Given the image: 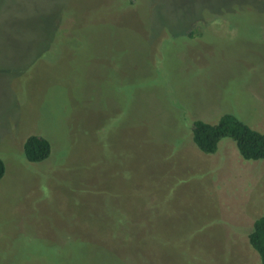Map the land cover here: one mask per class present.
Returning a JSON list of instances; mask_svg holds the SVG:
<instances>
[{
  "label": "rangeland",
  "instance_id": "rangeland-1",
  "mask_svg": "<svg viewBox=\"0 0 264 264\" xmlns=\"http://www.w3.org/2000/svg\"><path fill=\"white\" fill-rule=\"evenodd\" d=\"M227 113L264 133V0H0V264H262Z\"/></svg>",
  "mask_w": 264,
  "mask_h": 264
},
{
  "label": "trees",
  "instance_id": "trees-1",
  "mask_svg": "<svg viewBox=\"0 0 264 264\" xmlns=\"http://www.w3.org/2000/svg\"><path fill=\"white\" fill-rule=\"evenodd\" d=\"M192 124L193 140L202 152H216L221 139L229 137L235 141L244 159L264 160V133L251 128L235 115L224 114L216 123L196 119ZM24 154L31 162L44 161L51 154V143L44 137L30 135L24 143ZM5 171V161L0 157V179ZM248 239L264 264V215L254 220Z\"/></svg>",
  "mask_w": 264,
  "mask_h": 264
}]
</instances>
